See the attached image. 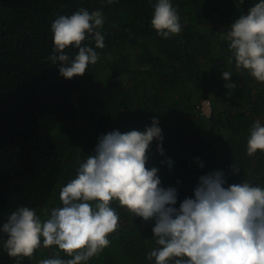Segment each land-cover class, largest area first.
<instances>
[{
	"label": "trees",
	"instance_id": "obj_1",
	"mask_svg": "<svg viewBox=\"0 0 264 264\" xmlns=\"http://www.w3.org/2000/svg\"><path fill=\"white\" fill-rule=\"evenodd\" d=\"M259 0H171L181 32L163 38L151 25L157 0H0V228L19 207L41 220L60 207V190L74 179L99 137L119 130L143 132L159 121L164 155L153 140L149 169L161 187L174 188L178 209L194 198L199 178L222 171L225 187L248 182L264 188V152L247 154L252 125H264V83L228 63L221 34ZM80 8L102 11L105 47L83 76H60L52 64L51 25ZM73 57L78 50L67 48ZM230 71L226 88L222 72ZM211 114L204 113V102ZM172 161L171 165L168 161ZM201 164L203 167H201ZM233 166L238 173L233 172ZM119 228L110 244L85 264H155L152 228L113 201ZM0 232V264H39L55 246L31 257H9ZM61 259L68 257L63 252ZM169 264H173L169 261Z\"/></svg>",
	"mask_w": 264,
	"mask_h": 264
},
{
	"label": "clouds",
	"instance_id": "obj_2",
	"mask_svg": "<svg viewBox=\"0 0 264 264\" xmlns=\"http://www.w3.org/2000/svg\"><path fill=\"white\" fill-rule=\"evenodd\" d=\"M103 24L102 11L84 8L54 20L50 60L59 62L60 76L68 80L83 76L89 65L98 62V53L84 42L91 37L95 48L103 49L104 36L98 30ZM151 25L166 39L181 32L171 0H157ZM221 35L232 51L228 63L234 59L238 70H247L264 83V0ZM69 47L78 50L74 58L65 51ZM231 77L230 71L222 72L226 88L236 87ZM158 124L154 118L143 132L115 130L99 137L94 154L87 156L76 177L61 188V206L52 208L47 219L41 220L28 207L12 212L0 228L7 235L4 249L8 256L31 257L41 246H55V255L39 264H85L109 246V236L118 230L120 217L111 207L118 201L135 217L154 222L158 247L147 259L154 258L155 264H264V188L248 182L225 187L224 173L216 171L201 176L194 198H186L177 209L176 189L161 187L158 169L146 167L153 140L164 155ZM258 150L264 152V125L259 121L250 129L247 154ZM232 170L238 173V168ZM61 252L68 258L61 259Z\"/></svg>",
	"mask_w": 264,
	"mask_h": 264
},
{
	"label": "rangeland",
	"instance_id": "obj_3",
	"mask_svg": "<svg viewBox=\"0 0 264 264\" xmlns=\"http://www.w3.org/2000/svg\"><path fill=\"white\" fill-rule=\"evenodd\" d=\"M203 111L208 116L211 114V111H212L211 104H210V102L208 100L204 102Z\"/></svg>",
	"mask_w": 264,
	"mask_h": 264
}]
</instances>
